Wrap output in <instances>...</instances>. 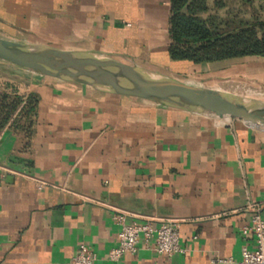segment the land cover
I'll return each mask as SVG.
<instances>
[{"label": "crops", "instance_id": "crops-1", "mask_svg": "<svg viewBox=\"0 0 264 264\" xmlns=\"http://www.w3.org/2000/svg\"><path fill=\"white\" fill-rule=\"evenodd\" d=\"M209 1V0H208ZM214 2V0H210ZM171 0H0V38L110 56L177 80L199 69L264 87V63L173 61ZM264 59V58H263ZM0 264H237L255 249L251 203L263 204L264 133L141 98L0 63ZM126 222L180 225L183 252L145 248L112 262Z\"/></svg>", "mask_w": 264, "mask_h": 264}, {"label": "water", "instance_id": "water-1", "mask_svg": "<svg viewBox=\"0 0 264 264\" xmlns=\"http://www.w3.org/2000/svg\"><path fill=\"white\" fill-rule=\"evenodd\" d=\"M88 54L91 53L0 38V63L16 69L183 111L241 120L249 128L264 133V102L192 85L110 56L106 60H90Z\"/></svg>", "mask_w": 264, "mask_h": 264}, {"label": "trees", "instance_id": "trees-1", "mask_svg": "<svg viewBox=\"0 0 264 264\" xmlns=\"http://www.w3.org/2000/svg\"><path fill=\"white\" fill-rule=\"evenodd\" d=\"M253 1L239 6L250 9ZM237 7V6H236ZM225 0H171L169 54L173 61L209 64L242 58H264V19L241 17ZM224 11V17L220 15Z\"/></svg>", "mask_w": 264, "mask_h": 264}, {"label": "built area", "instance_id": "built-area-1", "mask_svg": "<svg viewBox=\"0 0 264 264\" xmlns=\"http://www.w3.org/2000/svg\"><path fill=\"white\" fill-rule=\"evenodd\" d=\"M10 169L0 165V187L5 174ZM263 204L251 203L245 209L250 211L251 222L248 231L253 235L256 247L253 250L244 248L241 252V259L237 264H264V220L261 211ZM125 213H117L113 219L120 227L117 244L107 255V259L112 262L121 260L125 255H136L140 251V244L143 242L145 248L155 253L172 257L183 252L180 246V225L178 223L165 222L159 227H155L151 222L127 223ZM98 260L97 254L85 245H81L74 257L68 264H95ZM224 264H232V260H216Z\"/></svg>", "mask_w": 264, "mask_h": 264}, {"label": "rangeland", "instance_id": "rangeland-1", "mask_svg": "<svg viewBox=\"0 0 264 264\" xmlns=\"http://www.w3.org/2000/svg\"><path fill=\"white\" fill-rule=\"evenodd\" d=\"M225 1L227 2L230 8L231 7L235 8L237 6L236 9L237 10L239 9L241 11L240 15L245 20L251 19L253 14L259 16L260 19H264V2L253 1L254 8L251 7L250 9H248V7L242 8V6H239V3H242L241 2L242 0H225ZM208 2H209V6L212 7L214 2L210 0ZM219 13L222 17L225 16L224 11H220ZM247 60H248L247 62L252 67L264 63L263 58H249ZM234 74L235 72L229 74V71L227 70L226 71H222L220 69L212 70L209 68V70L207 71V69H199L193 72L191 76L188 77V80L195 81L197 85L201 87L211 88L230 94H235L239 97H243L253 101L264 102V97H263L264 95H262L264 94L263 86L257 85L249 80H244L243 77H238ZM250 93H252L253 95H251Z\"/></svg>", "mask_w": 264, "mask_h": 264}, {"label": "bare ground", "instance_id": "bare-ground-1", "mask_svg": "<svg viewBox=\"0 0 264 264\" xmlns=\"http://www.w3.org/2000/svg\"><path fill=\"white\" fill-rule=\"evenodd\" d=\"M87 59H90V60H94V61H101V60H106L107 59V56L105 55H101V54H95V53H91V54H88L86 55ZM247 91V90H246ZM229 92V91H228ZM251 92V91H250ZM255 92V91H254ZM244 93V92H243ZM257 93V92H256ZM251 95H253L252 93H250ZM248 95V93H247ZM255 95V93H254ZM257 95V94H256ZM264 95V94H262ZM255 97V96H253ZM258 97V96H257ZM260 97V96H259ZM262 97V96H261ZM264 97V96H263ZM263 102V101H262ZM225 119H229L227 117H225Z\"/></svg>", "mask_w": 264, "mask_h": 264}]
</instances>
